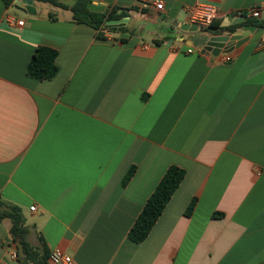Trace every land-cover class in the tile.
<instances>
[{"label":"crops","instance_id":"1","mask_svg":"<svg viewBox=\"0 0 264 264\" xmlns=\"http://www.w3.org/2000/svg\"><path fill=\"white\" fill-rule=\"evenodd\" d=\"M163 1L159 14L89 0L92 12L129 10L101 40L70 10L0 0V199L23 209L31 244L42 238L73 264H264V26L237 16L264 0ZM198 2L220 8V27L255 32L205 52L213 34L187 18ZM38 47L58 52L52 80L27 75ZM172 165L186 171L180 188L148 238L129 241ZM11 224L0 223V264H18Z\"/></svg>","mask_w":264,"mask_h":264},{"label":"trees","instance_id":"2","mask_svg":"<svg viewBox=\"0 0 264 264\" xmlns=\"http://www.w3.org/2000/svg\"><path fill=\"white\" fill-rule=\"evenodd\" d=\"M4 4L9 7L14 3V0H2ZM43 4H50L55 7L63 8L64 10H70L73 14V20L78 24H87L94 28L98 32V39L105 40L104 32L108 29L107 22L120 20L127 15V11L122 10L119 12L116 8H112L107 12L97 13L89 10V0H34ZM51 18L56 19V16L51 13ZM251 25L264 26V20L250 21ZM224 31L233 33L235 28L225 29L220 27L218 21H215L206 32L212 34H220ZM58 52L55 49L46 47H38L34 51L32 58L27 67V75L33 79L39 81L52 80L59 73V66L57 65ZM137 167L130 168L125 174L122 184L124 187L130 183L136 173ZM186 171L176 165H172L166 170L162 179L160 180L155 192H153L148 198L141 214L137 217L133 227L131 228L128 240L133 243H142L148 238L150 232H152L159 217L165 211L169 201L173 197L174 193L180 188ZM196 200L193 199L187 208V216H191L195 209ZM23 209L19 206L5 202L0 199V223L9 219L11 221V238L12 242L18 248H22L25 257L18 259V264H50L48 258H50V249L46 245L42 238H39V245L35 246L28 240L30 235V229L26 226V219L23 214ZM223 216L221 213L215 214V216Z\"/></svg>","mask_w":264,"mask_h":264},{"label":"built area","instance_id":"3","mask_svg":"<svg viewBox=\"0 0 264 264\" xmlns=\"http://www.w3.org/2000/svg\"><path fill=\"white\" fill-rule=\"evenodd\" d=\"M99 3H104L106 0H96ZM138 6L143 9L147 7L153 6L156 11L161 14L165 10V2L163 0H139ZM219 7L212 3H203L198 2L192 7L187 9V18L188 23L191 25H195L198 27L202 33H205L207 29L219 19L220 11ZM264 8L257 4L252 9H248L245 11H238L237 16L248 18L249 20H259L263 18ZM8 24L10 26H18L23 27L25 25L24 21H18L15 18H9ZM108 38L109 35H106ZM110 40H113L109 37ZM259 48H264V39L261 40L258 44ZM188 53H194L193 49H189L187 51ZM232 54H223L221 55V61L224 63H229L232 60ZM32 211L36 210V206L31 207ZM20 258L19 254V248L15 247L13 250H11L10 253V259H12L13 262H17ZM73 258L66 254L64 251L55 248L51 250L50 258H48V261L50 264H73Z\"/></svg>","mask_w":264,"mask_h":264},{"label":"water","instance_id":"4","mask_svg":"<svg viewBox=\"0 0 264 264\" xmlns=\"http://www.w3.org/2000/svg\"><path fill=\"white\" fill-rule=\"evenodd\" d=\"M67 1H76V0H67ZM25 3V8H20L23 12L29 13V14H35L34 8L32 4H34V0H23ZM108 27L112 28L115 26H119L118 31H123L127 25V18L123 20H114V21H108L107 22ZM196 29L194 31L198 30V27L195 26ZM256 30V27L254 26H246L244 28V32H238V33H233L231 35L230 32H228L227 35H215L213 34L210 38L209 41L206 44L205 47V52H211L213 51L216 54L221 53L224 49L229 50L232 48L235 44V42H238L239 45L245 43L249 35L251 33H254ZM19 254L21 259L25 257L23 249L19 248Z\"/></svg>","mask_w":264,"mask_h":264}]
</instances>
